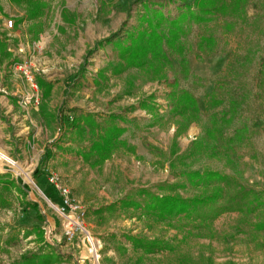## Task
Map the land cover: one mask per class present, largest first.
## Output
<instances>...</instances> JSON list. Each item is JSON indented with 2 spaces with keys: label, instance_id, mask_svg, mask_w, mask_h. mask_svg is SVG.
<instances>
[{
  "label": "rangeland",
  "instance_id": "obj_1",
  "mask_svg": "<svg viewBox=\"0 0 264 264\" xmlns=\"http://www.w3.org/2000/svg\"><path fill=\"white\" fill-rule=\"evenodd\" d=\"M153 4L170 18L177 16L181 5L176 0ZM143 12L142 2L136 0H0V54L10 56L4 51L6 43L13 49L14 42L4 41L12 39L17 28L11 13L16 18H42L33 24V37L48 39L45 47L36 42L31 53L37 64L32 70L39 104L34 106L26 97L18 103L24 106L23 113L33 112V124L28 118L29 128L19 135L0 128V264H19L38 254H51V264H264L262 234L252 236L250 223L242 222L240 213L227 212L209 226H199L183 216L155 218L142 207L150 195L205 194L210 188L190 184L186 177L188 171L204 169L234 176L264 197V88L259 86L264 81V0H250L248 21L236 23L229 32L223 31L222 19L191 26L185 37L186 59L190 74L199 79L195 85L177 54L170 55L171 64L159 76L150 77L136 67L122 66L119 73L114 72L121 62L116 41L128 44L127 34L140 28ZM9 19L13 26L6 28ZM207 33L218 43L199 53L196 42ZM78 36L84 46L78 45ZM246 52L253 56L250 64L243 61ZM237 57L250 97L226 133L245 125L249 134L233 149L230 164L225 158L209 156L205 140L203 145L197 142L208 123L205 95ZM14 58L13 66L23 59L17 54ZM49 78L55 80L48 82ZM55 84L53 104L58 102L51 107ZM174 89H189L197 99L200 113L187 125L185 116L171 111L169 92ZM85 114L92 115L95 123L83 119ZM110 114L116 117L111 119ZM75 117L80 118L78 127L61 120ZM113 125L125 131L119 137L123 143L111 156L97 163L96 155L82 157L97 134ZM26 136L30 144L23 148ZM36 168L39 175L35 177ZM51 173L69 189L71 207L48 182ZM141 189L148 194L140 195ZM126 199H135L141 206L120 205ZM67 217L88 232L67 224ZM262 218L264 207L250 215L251 222ZM68 229L75 232L73 239L67 238ZM86 233L96 242L97 260L84 239ZM129 237L158 240L167 246L145 254L132 246Z\"/></svg>",
  "mask_w": 264,
  "mask_h": 264
},
{
  "label": "trees",
  "instance_id": "obj_2",
  "mask_svg": "<svg viewBox=\"0 0 264 264\" xmlns=\"http://www.w3.org/2000/svg\"><path fill=\"white\" fill-rule=\"evenodd\" d=\"M141 1L145 12L140 14L139 29L135 33H128V44L116 41L118 55L123 64L118 62L113 67L115 73H119L124 67H136L148 72L150 77L163 73L166 65L171 64L170 55L177 54L180 57L185 75H191L186 59L187 44L185 37L192 25L205 26L213 20L222 19L223 31L233 30L236 23L248 21L247 6L250 0H176L180 2V10L177 16L170 18L160 8H153V3L162 0H136ZM171 1V0H168ZM36 9V8H35ZM218 43L212 33L202 34L196 42L197 52L205 49L212 50ZM240 57L234 59L227 72L219 77L212 90L205 95V112L208 113V123L204 125V135L199 142L204 143V151L211 157L225 158L227 163L234 161L233 149L242 145L249 131L245 125L236 126L227 135L226 131L233 124V118L238 109L250 97V90L241 78L237 67ZM253 56L246 52L244 62L251 63ZM122 67V68H121ZM193 77V84L199 79ZM197 81V82H196ZM196 82V83H195ZM177 84V79L172 82ZM263 86L264 81H259ZM173 114L185 116L186 125L189 120L196 119L200 113L197 99L189 89H174L169 92ZM226 104V107L224 105ZM221 107L220 110H215ZM116 115L110 114L114 119ZM83 119L92 124L95 123L92 115L85 114ZM192 118V119H190ZM66 124L73 127L79 126L80 118H61ZM125 128L113 125L103 134H97V138L91 143L89 149L81 154L85 159L96 155V163L103 162L113 153L118 144L123 143L119 138ZM200 143V144H201ZM39 170L35 169V177ZM187 180L193 185H203L210 188L202 195L183 197L179 194L150 195L148 202L142 207L147 214L159 219H171L185 217L197 222L196 225L209 226L212 221L227 212H237L242 215L241 221L250 223L252 236L262 234L264 243V218L251 222L250 215L264 207L263 192L242 184L238 179L218 170L204 169L193 170L186 173ZM10 183L6 181L4 184ZM140 195L148 194L146 190H139ZM124 207H140L141 203L135 199H126L120 202ZM130 243L135 249H140L145 254H153L161 251L167 245L158 240H146L144 238L129 237ZM212 261L211 257L207 258ZM51 254L34 255L24 258L19 264H51Z\"/></svg>",
  "mask_w": 264,
  "mask_h": 264
},
{
  "label": "crops",
  "instance_id": "obj_3",
  "mask_svg": "<svg viewBox=\"0 0 264 264\" xmlns=\"http://www.w3.org/2000/svg\"><path fill=\"white\" fill-rule=\"evenodd\" d=\"M23 13H20V17ZM15 16V22L17 24V28L12 34V39H5V42H14L13 43V49L9 48V45L6 43L4 51L6 50L10 56L7 54L4 55L3 51L0 54V128L6 129L10 128L13 131V134L19 135L20 132H22L25 128H29L26 122V120L29 118L30 122L33 124V121L31 119V114L33 112L25 111L27 114L23 113L24 106H19L18 103H20L21 98L29 95L31 93V90L27 83H25L24 79L22 78L20 72L15 70L12 60L15 59V55L17 54L19 59H24L26 57H29L31 60V64L33 69L37 66L36 64V58L35 56H32L31 53L34 50L35 43H41L43 42L44 45H41V47H45V39L46 42L48 41L47 37L42 38L39 35L38 40H34V32H33V24L39 22V19H30L26 17L16 18L18 16L17 14L11 13L10 16ZM44 19V18H43ZM45 20V19H44ZM3 36L0 34V40H2ZM78 45L84 46V40L83 43H80V36H78ZM17 48H20L23 50L22 53H18ZM46 58V57H43ZM17 59V58H16ZM11 61V63H10ZM43 63H48V60H43ZM45 67V66H44ZM52 78L46 79L48 82H53L55 79L51 80ZM24 81V82H23ZM84 82V81H83ZM56 84L53 86L50 94V106L55 107L57 105L58 100H55V105L53 104V97L55 92ZM62 99V98H61ZM23 107V108H22ZM16 125V126H11ZM13 127V128H12ZM43 126L40 125V128ZM44 129H47V127H44ZM38 131V128H36ZM39 132V131H38ZM29 135L30 133L27 132ZM24 147H27L28 144H30V141L27 139V136L25 137V140L23 141ZM24 152V151H23Z\"/></svg>",
  "mask_w": 264,
  "mask_h": 264
},
{
  "label": "built area",
  "instance_id": "obj_4",
  "mask_svg": "<svg viewBox=\"0 0 264 264\" xmlns=\"http://www.w3.org/2000/svg\"><path fill=\"white\" fill-rule=\"evenodd\" d=\"M13 26V20L9 19L5 22V27L6 28H10ZM15 70H17L18 72H20V74L22 75V77H24L25 81L27 82L31 93L27 96H25V100L28 101H33L34 102V106H37L39 104V95H38V85L36 84L34 77H33V70H32V64L31 61H29L28 59H22L19 60L18 62L15 63L14 65ZM48 182L59 192L60 196L63 199V203L66 206H72L71 200L69 199V189L62 183L60 177L55 174V173H51L48 178H47ZM75 208H80L79 206L75 205ZM83 214V212H82ZM71 224V223H68ZM81 230H83L84 232H87L83 227H81L79 225V223L76 224ZM87 235V236H86ZM84 239L87 240L88 244L90 245V248H93L91 241L93 240L91 236H88V234L86 233ZM66 236L67 238L73 239L76 234L72 229H68L66 232ZM84 239L82 241H84ZM91 239V240H90ZM96 245V243H95ZM97 247V246H96ZM94 248V253L91 252V255L97 260L98 259V254H97V248Z\"/></svg>",
  "mask_w": 264,
  "mask_h": 264
},
{
  "label": "bare ground",
  "instance_id": "obj_5",
  "mask_svg": "<svg viewBox=\"0 0 264 264\" xmlns=\"http://www.w3.org/2000/svg\"><path fill=\"white\" fill-rule=\"evenodd\" d=\"M67 219H68V220H67V221H68L67 224H68V223H71V224H73V225H76V224H77V221L74 220L73 218H71V217H67ZM85 230H86V229H85ZM86 231H87V230H86ZM87 232H88V231H87ZM90 240H91V239H90ZM95 243H96V242H95L94 240L91 241V244H92L93 248H90V251L93 252V253H94V248L96 247Z\"/></svg>",
  "mask_w": 264,
  "mask_h": 264
}]
</instances>
